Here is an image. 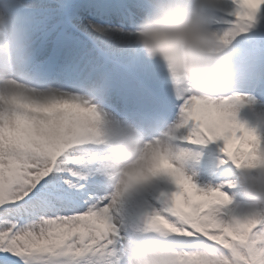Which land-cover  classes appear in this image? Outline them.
<instances>
[{
    "label": "snow or ice",
    "instance_id": "snow-or-ice-1",
    "mask_svg": "<svg viewBox=\"0 0 264 264\" xmlns=\"http://www.w3.org/2000/svg\"><path fill=\"white\" fill-rule=\"evenodd\" d=\"M224 42L247 32L264 0H232ZM60 7H63L61 5ZM29 0L0 11V264H123L146 226L163 231L175 264H264V213L240 209L230 181L207 189L163 157L176 191L156 204L114 193L101 172L104 141L116 132L98 106L42 59L56 25ZM84 30L102 32L89 20ZM177 141L223 140L235 167L264 161V137L237 119L239 95L177 93ZM179 144V143H178Z\"/></svg>",
    "mask_w": 264,
    "mask_h": 264
},
{
    "label": "clouds",
    "instance_id": "clouds-1",
    "mask_svg": "<svg viewBox=\"0 0 264 264\" xmlns=\"http://www.w3.org/2000/svg\"><path fill=\"white\" fill-rule=\"evenodd\" d=\"M221 0H146L141 17L132 32L134 44L151 60L165 66L177 93L202 98H223L236 86L230 42H224L215 26ZM2 43V42H0ZM135 50V49H134ZM2 55V47H0ZM92 86L87 95L93 100ZM247 100V97H244ZM104 141L101 172L112 191L133 197L146 191L164 158L184 168L193 153L177 143L183 127L179 121L160 127L132 123L116 127ZM238 176L229 186L246 206L264 213V161L255 167H236ZM198 186V185H197ZM123 264H175L168 236L146 226L136 242L123 254Z\"/></svg>",
    "mask_w": 264,
    "mask_h": 264
},
{
    "label": "bare ground",
    "instance_id": "bare-ground-1",
    "mask_svg": "<svg viewBox=\"0 0 264 264\" xmlns=\"http://www.w3.org/2000/svg\"><path fill=\"white\" fill-rule=\"evenodd\" d=\"M229 1L230 0H221V3L216 10V13L218 15H222V16H221V18H219V16H216V24H222V21L224 19L229 18L228 13L234 7L229 3ZM5 3H6V0H0V11H3ZM30 3L32 5H34L35 8H43L44 7L41 5L42 1H40V0H35V2H34V0H32ZM67 6H69L68 2H66L64 7L61 9V13H64V14L68 13L67 8H66ZM144 7L145 6H143L139 10V12H137L136 17L134 18L136 21L138 20L139 16L141 15ZM86 10H88V8ZM36 16H37V18H39L43 21H46V19H47L41 15H36ZM45 17H53V15H52V13L46 14ZM58 23H59L58 21L57 22H55V21L51 22L52 25H57ZM101 28L104 29V31L94 32L91 29H89L88 31H85L84 29H82V30L89 36L92 35L93 37H95V35H97L98 37H101L102 39H107V42L109 43V45L113 44V46H114L113 48L116 50H118L119 47H122L120 49V51L126 50L125 52L127 53V55L131 56L132 58L135 56V54L142 52L143 55L139 57V60L141 62L153 63L154 64L153 67L156 70L158 68L161 71V76L164 77L163 80H166V78H169L167 70H166V68L162 62H160L158 60H151V59L147 58L144 55L143 51L141 49H139V47L134 44V37L132 35V32L125 31V30L112 29V28H104V27H101ZM225 28H227V27H223L222 29H218V30L223 31ZM239 37H240V35H237L234 39L231 40L229 50L234 49L233 52L231 53L232 58L240 57V56H238V55H241L240 53H238V55L234 54V53L242 52V50L245 48L246 43L244 45L238 44ZM247 38L251 39V40H255L256 35H255V33L254 34L248 33ZM98 40L100 41V39H98ZM103 46H104V44H103ZM77 82L78 81H76L75 84H77ZM81 82L85 88L87 86L89 89L92 86H96V89H99L100 86L104 85V84H101L102 83L101 81L98 82L97 84H93V82H91V80H86V78L81 79ZM163 82H165V81H163ZM170 83L165 84V85H159L162 88H160L159 86H156V88L159 89L161 92H165L167 94V96L177 97V94L173 88L172 82H170ZM166 86H167V88L164 89ZM111 89L112 88H110L109 90H111ZM107 93H109L110 95L105 94L104 95L105 99L108 102L112 103V105H114L115 108L120 109V110H118L120 117L123 116L124 114H129V115L134 114V113H132L133 111H130L128 108L124 107L122 102L119 101L120 100L119 97H117L115 94H113V92L107 91ZM114 107L112 106V109L111 108L110 109L112 111H114L115 110ZM100 111L102 113L106 114L107 119L112 123L113 126L119 127V126H123L124 124H126L125 120H122V121L117 120V118L114 116V114L112 112L111 113L113 115L112 114L109 115V113H107L106 110L103 111L100 109ZM262 114L264 115L263 112H262ZM179 120H180V118H179ZM134 122H140V121L138 119H135L133 121V123ZM141 122H142V124L144 123L143 121H141ZM191 127H192V123L190 122L187 126H185L182 129L183 134L186 135L188 133V131L191 129ZM177 143H179L181 148L188 149L193 153V157H189L185 160L183 170L185 171L186 175L190 176L192 178L193 182L196 183L199 187L205 188V189H207L209 187L214 188V187L219 186V185H214V182H217L218 179L228 178L230 180H233V179L237 178L238 171L235 168H231V166H229L228 163H226V165L222 164L221 162H218L216 159H214L212 157V155H218V156L219 155H221V156L225 155V153L222 152V148L224 146L223 140L212 141V142H209V143L203 144V145L192 144V143H189V142L183 141V140L177 141ZM228 162H229V160H228ZM208 167H210V168H208ZM174 191H176V185L174 184L172 179L169 176H167L166 174H161L154 179L151 186L145 191V197L147 200L146 204L159 203L160 201L164 200L165 197H169L171 195V193H173ZM236 191H237L236 189H233L232 194ZM237 197H239V196H237ZM138 199L141 201V199L139 197H138ZM141 203H142V205H146L142 201H141Z\"/></svg>",
    "mask_w": 264,
    "mask_h": 264
},
{
    "label": "rangeland",
    "instance_id": "rangeland-1",
    "mask_svg": "<svg viewBox=\"0 0 264 264\" xmlns=\"http://www.w3.org/2000/svg\"><path fill=\"white\" fill-rule=\"evenodd\" d=\"M42 1V0H41ZM69 0H46L44 2H42L41 5L47 7L48 9L52 8L54 9V12L52 13L53 18H49V19H53L54 21H59L61 19V15H60V11L59 9L61 8V5H64L65 2H67ZM72 3H74V0H70ZM136 0H134L132 3H134ZM88 3V2H87ZM85 4V3H84ZM76 17V20H75ZM90 18H88V14L82 12V11H78L75 15H74V20H73V25L75 24L76 26L83 28V25H86L87 22L89 21ZM95 22V21H93ZM96 23V22H95ZM257 24V29L256 32H258L260 34V37L255 39V41L250 42L249 44H247V48L246 49H252V48H259V47H263L264 48V11H262L257 18L256 21ZM48 25V24H47ZM252 28V27H251ZM240 35H245V32L240 34ZM96 38L100 39L101 43L102 42H107V39H102L101 37H98L97 35L95 36ZM244 38V36H242ZM247 37L245 39H240L239 43L243 44L244 40H246ZM100 43V42H99ZM107 44L109 45V43L107 42ZM85 48H87L91 53L92 51L96 48L95 46H91L88 43H84L82 44ZM100 44H98V42H96V46H99ZM89 47V48H88ZM113 44L109 45V47L107 49L110 50H115L113 48ZM122 47H119L118 50L120 51ZM75 50H79V48L76 47H72V49L70 51H75ZM117 51V50H116ZM118 51V57L116 59H121L124 56H126V50H124L123 52ZM107 52V51H106ZM107 55L111 56V52H107ZM115 54V53H113ZM155 76V75H154ZM161 77V76H160ZM160 77H154V78H149L150 81H153L154 79H161ZM258 103L252 101V100H244L243 103H241L240 105H238L237 107V119L239 121H241L242 123H244L247 127L249 128H254L257 132V134L261 137H264V115L262 114V112L264 113V107L262 108V106L257 105ZM261 109V110H260ZM212 157L214 159H216L218 162H221L222 164L228 163L229 166H231V168H235L234 164L228 159L227 155L225 154L224 156L221 155H212ZM229 160V162H228ZM210 168V167H208ZM237 170V169H236ZM230 179L228 178H223V179H218L217 182H214V185H221L224 184L226 181H229ZM138 197L141 199V201L146 204L147 200L145 197V191L140 193L138 195ZM236 204L239 206L240 209H244L246 208V204H244L242 202V198L241 197H237L236 198Z\"/></svg>",
    "mask_w": 264,
    "mask_h": 264
}]
</instances>
